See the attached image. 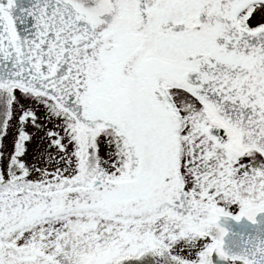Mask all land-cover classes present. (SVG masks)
<instances>
[{
	"label": "snow or ice",
	"instance_id": "1",
	"mask_svg": "<svg viewBox=\"0 0 264 264\" xmlns=\"http://www.w3.org/2000/svg\"><path fill=\"white\" fill-rule=\"evenodd\" d=\"M0 264H264V0H0Z\"/></svg>",
	"mask_w": 264,
	"mask_h": 264
}]
</instances>
